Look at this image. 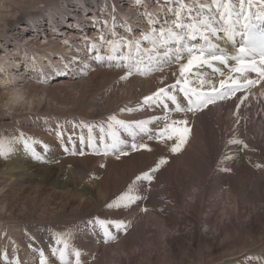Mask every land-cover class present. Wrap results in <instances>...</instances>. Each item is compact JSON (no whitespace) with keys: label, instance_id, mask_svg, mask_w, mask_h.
<instances>
[{"label":"bare ground","instance_id":"bare-ground-1","mask_svg":"<svg viewBox=\"0 0 264 264\" xmlns=\"http://www.w3.org/2000/svg\"><path fill=\"white\" fill-rule=\"evenodd\" d=\"M25 1L0 0V108L4 111L0 110V128L8 129V136L0 134V151L10 159L5 169L0 166V255L9 252V264H18L19 253L25 251L40 256L60 250L72 253L70 258H78L80 264H264V243L255 247L254 238L256 231H264V161L257 159L264 155V142L263 134L253 136L251 125L261 121L255 126L263 131L264 60L256 63L259 71H249L243 67L248 61L211 57L205 45L197 47V27L188 22L179 29L178 14L167 13L171 4L195 11L198 5L197 24L217 27L224 22L231 27L234 20L243 27L250 5L264 6V0L224 4L223 0L218 4L155 0L156 14L148 12V3L154 0H27L28 9L34 10L18 18L27 9ZM108 13L114 20H107ZM143 14L155 16L159 24L149 23ZM123 20L128 26L134 20L142 23L143 32L135 34L138 46L147 40L143 37L154 39L157 32H164L157 45H142V50L148 48L153 54L142 56L131 49L125 55L109 51L106 59H92L89 50L81 47L82 42H92L97 27L108 36L112 27L120 26L124 39L113 43L120 50L118 45L124 47L127 35ZM90 21L95 29L87 39L78 32ZM215 43L226 46L218 38ZM149 57L150 69L138 71L137 63L129 68V62ZM42 59L48 62L45 67L39 66ZM208 60L215 63L207 66ZM187 80V86H170ZM210 100L220 103L202 108ZM243 124L244 129L238 128ZM160 137L166 143L157 140ZM28 161L36 162L27 166ZM85 180L96 187L85 188ZM221 184L225 203L214 219L205 198ZM119 186L125 194L122 198L132 194L126 223L141 217L142 201L152 220L141 222L108 249L105 245L121 232L110 231L103 222L110 210L104 200L111 199ZM145 186L150 187L146 197ZM52 189L59 194L53 193L52 203L47 200L39 210L37 202ZM184 189L195 191L191 201L179 197ZM30 192L33 195L22 209L40 211L38 220L12 222L11 210L18 201L9 203V197ZM57 200L61 204L50 209ZM67 213H92L98 231L86 234L82 224L61 231L51 222L45 230L41 227L40 221L55 217V223L66 225ZM103 247L108 251L103 249L97 258ZM80 252L85 255H77Z\"/></svg>","mask_w":264,"mask_h":264},{"label":"rangeland","instance_id":"rangeland-1","mask_svg":"<svg viewBox=\"0 0 264 264\" xmlns=\"http://www.w3.org/2000/svg\"><path fill=\"white\" fill-rule=\"evenodd\" d=\"M213 0H211V2H212ZM222 0H216L215 2V4H218L219 2H221ZM26 2V6H24L23 8H27L26 9V11H22L21 13H19L18 15H16L18 18H22V15H24V14H26V13H29L30 11H33L34 9H28V7H29V1H25ZM226 2V0H223V4ZM124 3V2H123ZM128 3V2H127ZM153 3H155V0L154 1H149V3H148V12L149 13H153V14H156V11L155 10H153V8H152V5H153ZM187 3V2H186ZM40 4V3H39ZM39 4H38V7H39ZM43 4V2L41 3V5ZM198 4V3H197ZM117 6H118V3L116 4ZM43 8V7H42ZM200 8V7H199ZM134 9V8H133ZM187 9H188V13H190V12H193V15H194V17H193V19L192 20H194V22L192 23L193 25H195L196 27H197V31H200V32H204V27L205 26H202V25H200V24H197V21L198 20H196V18H197V16L198 17H200L198 14H197V10H198V5H197V8H196V11H195V8H191L190 9V6H188L187 7ZM201 9H202V7H201ZM28 10V11H27ZM75 13H76V15L77 16H82V14H80V11H76L75 10ZM74 18H75V16H74ZM106 18H107V20H109V19H113L114 20V17L110 14V13H108L107 14V16H106ZM178 19V18H177ZM67 21H69V19L67 20ZM124 22H126L125 20H123V23ZM177 22H178V20H177ZM53 23L57 26V23H59V21H58V18L57 19H54L53 20ZM67 23L68 22H66V25H67ZM115 25L116 24H118L117 22H115L114 23ZM125 24V23H124ZM164 24H166V23H164ZM142 25V23H140V22H137L136 20H134L133 21V24L131 25V26H128V25H126L125 24V27H126V29H127V32H126V36H125V38H126V41H125V43H124V47L122 46V44L123 43H119V45H118V47H119V49L120 50H122L123 51V55H125V54H128L129 53V50H131V49H134V50H136V52L137 53H139V55H144V56H147V55H150V54H153L154 52L153 51H150V49H148V48H145V49H143L142 50V48H143V46L142 45H145V44H148V45H150V44H156L157 45V43H158V41H157V39L158 38H162L163 36H164V32L163 31H161L160 33H158L157 32V36H156V38H154V39H150V38H148L147 36L146 37H143V38H145V39H147V40H141V41H139L142 45L141 46H138L136 43L138 42V40H137V37H136V33L137 32H140V33H142L143 31L141 30V26ZM61 26H64L63 24L61 25ZM164 26V25H163ZM163 26H161V28H163ZM83 31H79L78 32V34H80V33H82V36H84L85 38H87V39H90L89 37H88V33H90L92 30H94L95 28L93 27V22L92 21H90L89 22V24H87V25H83ZM92 28H94V29H92ZM118 34H117V37H118V39L119 38H121V35L122 34H120L119 35V33L121 32V27L120 26H117L115 29H114ZM156 30V29H155ZM159 30V29H158ZM85 31V32H84ZM167 31H169L171 34H173V35H176L173 31H170V30H167ZM173 32V33H172ZM123 33V32H122ZM136 34V35H135ZM142 35V34H141ZM23 36H27V34H25V35H22L21 37H20V42L21 43H24V37ZM65 36H66V33H65ZM108 36H110L112 39L113 38H117L115 35H111V34H109ZM143 36V35H142ZM141 36V37H142ZM134 37H136V38H134ZM64 38V37H63ZM117 39V40H118ZM127 41H128V43H127ZM114 42V41H113ZM134 43L135 44V47H133V44H131V43ZM129 43H130V45H129ZM125 46H127V47H125ZM141 47V48H140ZM159 47H161V46H159ZM141 49V50H140ZM59 53L61 52V50H59L58 51ZM155 54H157V53H155ZM65 56V58H68L69 57V55L68 54H64ZM177 57H179V56H177ZM107 58V56H105V58L104 59H106ZM17 63V62H16ZM38 63H39V66H42V67H45L44 65H47L48 64V62L47 61H43V59L42 60H38ZM211 63V62H210ZM207 64V63H206ZM223 64V66L225 65V63H222ZM76 66V65H75ZM209 66V65H208ZM176 83V84H175ZM177 83H181L180 85H178ZM183 83V84H182ZM171 85L170 86H176V88H179V87H183V86H187V84L189 85V81L187 80V81H185V82H182V81H179V82H174V84L173 83H170ZM169 88V87H168ZM167 91H169V89H167ZM212 91H215V90H212ZM233 97V96H232ZM249 100H246L244 103L245 104H247V102H248ZM153 102V101H152ZM155 103V100H154V102H153V105H155L154 104ZM219 103H220V100L219 101H217V100H210V102H208V103H206L202 108H204L205 110H206V108L207 107H209V106H211V105H216V106H218L219 105ZM244 109V108H243ZM0 110H1V112H4L3 111V109L2 108H0ZM13 113V112H12ZM241 114V113H240ZM240 114H239V116H240ZM14 115H19V112L18 113H15L14 112ZM10 116H12L13 117V115H10ZM38 116V115H37ZM238 116V117H239ZM15 117H17V116H15ZM259 119H262V118H259ZM262 120H264V119H262ZM245 121V120H244ZM244 121H243V123H244ZM260 121V120H259ZM230 122H231V120H230ZM246 123L248 122V123H250L251 124V122L250 121H248V120H246L245 121ZM253 123V122H252ZM260 123H261V121L259 122V123H257V122H254V125L253 124H251L252 125V130L253 131H256V134L255 135H253L254 137H256L258 134H260V135H262L263 134V137L261 136V140L264 142V126H263V128H262V130L263 131H260V127L259 126H255L256 124H258V125H260ZM244 124L242 125V126H240V127H238V128H242V129H244ZM12 133H17L16 131H12ZM0 134H2V136H8V129H3L2 127L0 128ZM157 140H159V141H161V143H166V141H164L165 139H163L162 137H160V138H157ZM262 142V143H263ZM17 154H19V152L18 153H16V155ZM100 155H106V154H100ZM16 156L14 155L13 156V159H11V160H14V158H15ZM173 157V156H172ZM16 159V158H15ZM170 159H172V158H170ZM257 159H259L260 161H264V155L262 156V157H257ZM8 161H10V159H8ZM7 161V158H6V155L5 154H3L1 151H0V166H1V169H5V166H6V163L8 162ZM32 162H36V161H28L27 163H24L25 165H27V166H31V163ZM32 165H34V164H32ZM162 168V166H160V169ZM79 168L77 167V166H75L74 168H73V170L74 171H77ZM66 170H68V168H65V167H63V171H66ZM156 171H158V169L156 170ZM152 181V177H149L148 178V181H149V183H151V181ZM14 181V179L12 180V182ZM83 183L86 185L85 186V188H88L89 190H93L96 186H95V184H93V183H91L89 180H85V181H83ZM89 183V184H88ZM219 183H223V180H221ZM188 184V183H187ZM148 185V184H147ZM149 186V185H148ZM148 186H145L144 188H143V194H144V196L146 197V195H147V193H148V191H150V187H148ZM121 186H119V188L116 190L117 192L116 193H113L112 195H111V199L109 198V199H105L104 201V203L105 204H107L108 206H109V208H110V210H108L107 211V213H105L107 216H109V218H108V221H107V219H103V220H106V221H103L104 223H107L110 227V231H112V232H114L115 230L116 231H119L120 230V234L118 235V237L113 241V242H110V243H108L107 245H105V247H107L108 249H111V248H114V246H115V244L117 243V242H119V241H121L122 239H121V237H127V236H129V235H131V233L133 232V230L135 229V227H137V225H140V224H142L141 222H146L147 220H152V216H146V214H147V212H145L146 210L144 209V208H142V205L144 204L143 203V201H142V205H140V208L141 209H139V207H134V209L136 208V209H139L140 210V214H141V217L135 222V223H126V221L125 220H127V218H128V211H131L130 210V208L131 207H129L128 206V204H129V202H131V200H130V196L132 195L131 193L130 194H128L127 195V197L126 198H122V196L123 195H125V194H123V192H122V187L120 188ZM186 187H188V185H186ZM224 187H225V185H223V184H221V185H219L218 187H217V189L215 190V192L213 193V194H211V196H209V197H206L205 199L207 200V202H205L206 203V205L208 206V207H210V210L211 211H213V215H212V217H214V219L215 218H217V216H219V214H221V212H223V210H222V207L224 206V203H225V199H224ZM181 189V188H180ZM32 190H34V188L32 189ZM185 190H188V189H184V191H182V192H180L179 193V197L180 198H185V200H189V201H191L192 200V197L193 196H191L190 194H193V192H195L193 189H189L188 191H185ZM252 190V189H251ZM252 191H254V190H252ZM53 193H57V194H59V190L58 189H52V190H49V192L47 193V195L43 198V200L44 201H38L37 202V204H38V208H39V210H41L42 211V209L40 208V206H42L43 208L45 207L44 205H46L47 204V200H48V202H50V203H52V201H50V198L53 196ZM31 195H33V193H27V194H23V195H19L18 193L16 194L15 193V195H14V197H13V195H11L10 197H9V203H14L15 202V204H16V201H18L17 202V205H16V207H14V208H12V210H11V218H12V222H17V223H30V222H33V221H37L38 220V217H39V214H40V211L39 212H37V213H35V212H33L31 209H29V210H23L22 209V206L25 204V203H28L26 200H29L30 198H31ZM18 197V198H17ZM129 198V199H128ZM20 199V200H19ZM83 199H81V201H82ZM224 201V202H223ZM20 202V203H19ZM61 202L62 201H60V200H57V201H54L53 203H54V205L53 206H51L50 207V209H52V210H54V208H56L59 204H61ZM90 204V203H89ZM86 207L85 208H90L89 207V205L87 204V205H85ZM125 206V207H124ZM179 207H181V205L179 204ZM179 207H177V212L178 213H180V212H182V209L181 208H179ZM21 209V210H20ZM128 210V211H127ZM132 210H133V208H132ZM215 210V211H214ZM28 211V212H27ZM66 211H68V209H66ZM124 212H125V214H124ZM49 213V212H48ZM92 213L93 214H95L96 215V213H97V209L94 211H92ZM92 213H88L87 214V216L85 215H83V213H81V214H79V215H74V214H72V213H67L66 215H65V217H64V221H66L65 223H66V225L64 224V223H61V224H59V223H55V222H58L57 221V217H55V219H50V220H42V221H40V223H42V228L45 230L47 227H49V226H47V224H50L49 222H51V223H53L54 224V227H56V228H58V230H64V229H70V228H72V227H75V226H77V225H79V224H82V225H84L85 227H84V230H85V233L86 234H89L90 232H92V233H94V232H97L98 230V228H99V224L97 223L96 225H93L94 224V222H95V215H92ZM143 213V214H142ZM146 213V214H145ZM245 213V212H244ZM101 214H104V213H101ZM127 214V215H126ZM74 215V216H73ZM6 216H8V213H7V215ZM121 216V217H120ZM125 216V217H124ZM186 217H188L189 219H191V216H190V214H186L185 215ZM120 217V218H119ZM148 217H150V218H148ZM117 218V219H116ZM148 218V219H147ZM109 219H111L110 221H109ZM121 219H123V220H121ZM142 219V220H141ZM98 220H99V218H98ZM112 220H114V221H112ZM245 221H247V218H245L244 219ZM19 221V222H18ZM23 221V222H22ZM119 221H120V223H119ZM4 222L5 223H8V222H11V221H8V220H4ZM43 222H47V223H43ZM112 223V224H110V223ZM114 222V223H113ZM116 222V223H115ZM138 222V223H137ZM184 223H187V224H189L187 221H183ZM36 223H39V222H36ZM117 226H116V225ZM118 224H120V225H118ZM103 225V224H102ZM135 225V226H134ZM97 227V228H96ZM182 227V226H181ZM96 228V229H95ZM182 229V228H181ZM183 229H184V224H183ZM123 230V231H122ZM186 231L185 230H183L180 234L182 235V234H184ZM127 235V236H126ZM176 235H179V233L178 234H176ZM100 236V233H98L97 234V237L96 238H98ZM256 237V238H255ZM254 238L256 239V245H255V247H257L258 245H260L261 243H264V231H262V232H260V231H256L255 232V234H254ZM118 239V240H117ZM121 239V240H120ZM124 239V238H123ZM258 241V242H257ZM258 243V244H257ZM112 244V245H111ZM110 245V246H109ZM114 245V246H113ZM66 246V245H65ZM105 247H103V248H101V251H100V253L96 256L97 258H99L100 257V255H101V252L103 251V249L104 250H106V251H108L107 250V248H105ZM23 251H25V250H23ZM3 253V254H2ZM1 253V257H3L4 258V260H2L1 262H0V264H9V259H10V257H9V252H7V251H3ZM24 253V252H23ZM23 253H19V256H18V264H80L79 263V261H77L78 260V258H73V260H72V258H70L71 256H70V254H72V253H70V252H68L67 250H60V251H57L56 252V254H54V255H47V254H42V255H40V256H32L29 252L28 253H26V251H25V256L23 255ZM70 253V254H69ZM81 253H82V255L84 254L85 255V253H83V252H80V253H78L77 255H81ZM76 255V256H77ZM112 255V254H111ZM22 257H24V258H22ZM94 257V256H93ZM97 258H95L94 257V259H97ZM76 259V260H75ZM133 263H134V261H133ZM113 264H117V262L116 263H113ZM121 264H124L123 263V261L121 262Z\"/></svg>","mask_w":264,"mask_h":264}]
</instances>
